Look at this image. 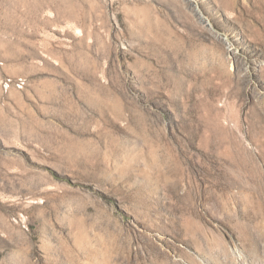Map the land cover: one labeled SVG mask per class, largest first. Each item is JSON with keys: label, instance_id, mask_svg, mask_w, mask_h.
<instances>
[{"label": "rangeland", "instance_id": "obj_1", "mask_svg": "<svg viewBox=\"0 0 264 264\" xmlns=\"http://www.w3.org/2000/svg\"><path fill=\"white\" fill-rule=\"evenodd\" d=\"M0 264H264V0H0Z\"/></svg>", "mask_w": 264, "mask_h": 264}]
</instances>
